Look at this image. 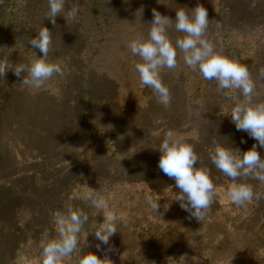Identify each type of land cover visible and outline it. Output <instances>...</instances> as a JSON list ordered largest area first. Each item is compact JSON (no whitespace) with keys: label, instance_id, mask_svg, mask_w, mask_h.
Wrapping results in <instances>:
<instances>
[{"label":"rangeland","instance_id":"obj_1","mask_svg":"<svg viewBox=\"0 0 264 264\" xmlns=\"http://www.w3.org/2000/svg\"><path fill=\"white\" fill-rule=\"evenodd\" d=\"M77 2L80 11L73 24L82 26L87 36L85 41L92 46L90 55L80 64L90 61L117 78L121 84L120 101L122 105L127 104V110L121 114L126 124L119 133L120 143L115 136L118 133L116 125L112 127L113 132L82 128L76 134L72 155L64 162L77 166V171L63 180L62 187L70 179H78L70 197L62 203V209L69 202L74 207H83L80 196L96 189L104 197L109 210L116 211L122 218L119 231L108 244H101L97 249L99 242L91 231L96 230L95 221L103 222V216L95 217L94 212L85 207L90 219L79 236L78 247L84 246L89 232L86 237L89 247L85 250L102 256L111 247L109 255L113 264H264V199L249 205L245 211L232 204L228 197L232 181L225 179L221 183L214 180L216 202L200 224L181 209L179 202L172 201L175 192L179 191L174 184H157L160 187L155 191L144 182L127 181L134 177L130 174L133 168L144 166V176L141 177L146 176L147 180L150 176L148 164L159 168L160 153L151 154L150 149L160 143L161 134L166 129L190 137L189 142L199 151L202 145L197 147L194 143L202 133L211 141L229 139L230 145L241 151L250 148L255 141L246 132L238 131L229 117L234 103L242 98L237 90L217 93L216 82L205 80L198 72L189 69L179 53L178 67L162 71V80L172 97L170 108L165 109L157 102L152 89L141 85L134 67L139 58L133 57L126 47L137 33L146 34V23L153 19V8L174 20L175 8L186 6L192 9L200 3L208 12L209 37L217 47L224 48L229 55L247 64L256 91L264 100V80L256 79L264 68V0H161L163 4L157 0H121L109 23L100 15L97 21L91 19L95 14L89 0H68L66 11ZM113 3V0L107 1L110 9ZM0 6L6 13V25L17 26L16 40L6 41L9 36L0 31V46L8 47L11 55L15 51L22 53L13 64L27 63L29 58L42 55L39 49H32L28 41L36 35L38 27L47 24L43 18L48 10L47 0H0ZM107 24L110 29L111 25L118 29L117 36L107 33ZM174 24L175 21L169 29L173 41L183 35L175 31ZM12 76L16 77L11 70L5 75L6 78ZM59 78L61 76L54 75L39 90L59 96L62 92ZM19 79H23V74ZM189 105L200 115L190 118ZM129 132L131 135L127 134ZM258 150L264 157V148ZM29 163L21 162L17 167L27 169L31 166ZM207 167L218 171L209 159ZM250 183L255 185L256 191L264 192V185ZM146 195L159 200L157 213L146 204ZM21 217L12 218L0 212V264H41L39 243L44 230L39 229L35 234L37 231L33 227L32 233H19ZM26 217L23 215L24 219ZM192 241L195 242L193 248L188 243ZM76 256L74 254L73 259Z\"/></svg>","mask_w":264,"mask_h":264},{"label":"clouds","instance_id":"obj_2","mask_svg":"<svg viewBox=\"0 0 264 264\" xmlns=\"http://www.w3.org/2000/svg\"><path fill=\"white\" fill-rule=\"evenodd\" d=\"M161 3V0H157ZM68 0H47L48 10L44 21L56 25L57 16H63L66 24L77 22L79 3L73 4L66 11ZM176 16L173 20L161 14L156 8L152 9L153 19L147 22V32L137 33L126 45L133 57H138L134 67L139 74L140 83L153 91L157 102L169 109L171 93L169 87L162 80L164 69L175 70L178 67L177 57L182 53L184 65L193 72H198L203 79L215 81L217 93L225 90H237L242 97L231 108L230 119L238 131L246 132L255 143L241 152L239 148L225 146L214 141V149L209 153L211 164L225 177L232 181L228 190V197L232 204L247 211L248 206L264 199V192L255 190L256 181L264 185V157L259 148H264V100L256 91L255 80L247 66L239 58L229 55L224 48L217 47L208 35L209 18L207 9L200 3L188 9L186 6L175 8ZM142 15V9H141ZM181 37L174 41L169 35L173 26ZM28 43L32 49H39L42 55L29 58L27 63L9 64L8 58L0 62V78L5 77L11 70L17 78L23 74L20 82L25 88L39 90L54 75L65 76V71L59 63L50 59L53 51L52 31L43 23L36 30V35ZM256 79L264 80V68ZM191 118L200 115L191 105L187 106ZM187 127V125H185ZM131 135V133H127ZM123 139V137H122ZM190 137L176 131L166 130L160 143L154 150L159 151V169L170 179L175 180V192L172 201L179 202L182 210L190 218L202 224L216 202L217 190L211 176V169L204 166L196 153L194 146L189 142ZM92 189V188H90ZM83 207H74L70 202L64 210L57 211L54 217L55 228L45 230L41 234L39 247L41 249V264H113L109 253L111 247L97 255L94 251H86L89 247L86 242L83 247L79 236L89 224V215L84 208L103 216V222L95 221L94 235L101 244H108L122 224V218L114 210H109L104 197L96 189L86 191L80 196ZM159 200L151 195L145 196L148 207L157 213ZM165 208V210H167ZM194 247V241L188 242ZM77 254L76 259H73Z\"/></svg>","mask_w":264,"mask_h":264},{"label":"trees","instance_id":"obj_3","mask_svg":"<svg viewBox=\"0 0 264 264\" xmlns=\"http://www.w3.org/2000/svg\"><path fill=\"white\" fill-rule=\"evenodd\" d=\"M89 1L95 14L91 19L97 21L100 15L107 23L113 18L117 4H121V0H113V8L110 9L108 0ZM5 14L0 6V31L9 36L6 41L16 40L18 35L14 32L17 26L6 25ZM46 23L53 39L50 59L59 63L65 71V76L59 78L62 83L61 94L56 96L50 92L25 88L20 85L21 79L13 76L0 78V212L12 218L22 216L19 219L22 223L18 228L19 233H32L34 227L37 234L39 229L50 231L55 227V213L64 210L62 203L68 200L78 179L69 178L67 185L62 187L63 180L77 171V166L64 164L72 155L76 134L82 128L113 132L115 129L112 127L116 125L118 133L115 136L120 143L118 137L123 132L121 127L126 124L121 114L127 110V104L122 105L120 101L119 80L90 61L85 65L80 64L92 50V46L85 41L87 36L82 26L73 23L67 25L63 16H57V26L47 20ZM111 26L110 29L108 25L107 33L112 37L117 36L118 29ZM0 49V62L8 58L10 65L22 54L15 51L11 55L4 45ZM128 125L132 126L130 123ZM218 141L225 146L231 143L229 139ZM194 144L197 147L202 145L200 151L195 150L200 152L198 156L207 166L209 153L215 147L214 141L202 133ZM150 150L151 154L159 153ZM27 161H30V168L17 167ZM148 165L149 180L146 176L141 177L144 176L145 168L141 166L130 171L134 177L127 181L144 182L155 191L160 187L157 184L175 185L174 179L167 177L159 168ZM211 176L214 184L218 180L221 183L225 179L229 180L219 171L211 170ZM23 215L27 216L26 219Z\"/></svg>","mask_w":264,"mask_h":264}]
</instances>
